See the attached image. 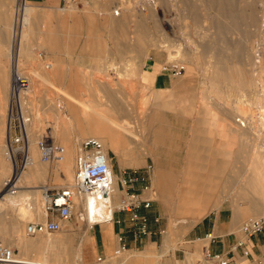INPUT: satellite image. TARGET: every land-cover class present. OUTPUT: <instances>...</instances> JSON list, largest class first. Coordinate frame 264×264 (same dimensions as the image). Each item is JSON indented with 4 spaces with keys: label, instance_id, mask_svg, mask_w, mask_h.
Instances as JSON below:
<instances>
[{
    "label": "rangeland",
    "instance_id": "obj_1",
    "mask_svg": "<svg viewBox=\"0 0 264 264\" xmlns=\"http://www.w3.org/2000/svg\"><path fill=\"white\" fill-rule=\"evenodd\" d=\"M121 1L123 4L124 1ZM150 2L153 4L151 5ZM154 2L157 5L155 10ZM154 2L128 0L123 5L128 4L133 13L136 9L139 10L140 18L145 20L144 30L132 27L130 31L132 42L138 35L141 37L144 35L146 43L152 39L165 38L163 48L149 49V55H158L160 58L156 65V73H162L167 80H170V83L163 88L165 90H162L165 92L163 94L157 92L160 89H155L153 83L142 75L145 69L141 68L142 62L137 61L130 62L125 72L116 71L113 76L97 77L90 84L97 86L98 81L101 80L99 86L109 85L126 91V93L114 94L115 100L123 104L124 111L115 110L111 111V114L118 122L130 123L121 126L124 132H128L130 126L134 136H127L126 144L133 148L154 151L152 155H147L144 163L138 167L151 165L152 178L158 164L172 172L171 176L175 183L170 186L172 195L168 203L161 201V193L157 185L152 184L157 191V201L152 204V209L155 214L161 215L160 224L164 229V240L167 239L170 231L176 232L175 240L178 241L174 243L177 247L174 248L176 251L173 258L182 259V250L195 245V241L183 243L188 230L222 205H233L238 201L240 209L248 210V215L242 219L243 222L255 218L252 216L264 210V17L262 16L264 0H155ZM80 3L69 5L65 9L76 10ZM21 4L24 11H21ZM63 9H59L58 14H66ZM26 10L27 8L23 7V0H0V112L3 114L6 126L12 61L16 60L20 72L28 77L36 76L35 80H38H36L37 89L31 88L32 90L29 91L27 110L31 112L32 120L28 130L32 126L36 142L40 133L46 131L53 141L62 145L58 141L59 130L56 132L60 123L59 116L63 110L65 112L64 103L59 99L60 94L66 89L71 92L77 100L79 113L82 104L88 103L90 97L94 98L95 102L97 99L105 105L106 95L94 94L83 100L82 95L78 93L81 87H76L75 92L70 88V84L65 87L63 77L53 73L54 62L41 57L42 46L39 44L43 33L41 21L46 12L34 10L38 19L33 21L26 39L19 37V32H22L24 27L21 28L18 24V33L12 44L10 43L9 22L15 20L16 15L20 20ZM8 20V24L5 23ZM51 20L53 21V18ZM68 34L74 36L75 31H64L62 37H68ZM256 49L257 52L259 51L258 54L255 52ZM167 50L171 54L170 60L177 59L185 65V70L177 77H168L161 71L162 64L168 61ZM41 64L45 70L52 73L50 81L38 77ZM95 80H98L97 83ZM48 101H53L57 109L55 118L49 111L44 114L45 102ZM172 101L173 106H171ZM239 119L241 121H238ZM64 126L72 131L76 129L75 126L68 124ZM196 135L205 140L192 141L193 137H197ZM86 137L97 136L83 135L78 137V141H74V172L79 144ZM105 145L112 157L113 171L118 174L122 169L118 165V158L111 149H108L107 142ZM4 146L5 137L0 142V151ZM172 146L176 148L171 150ZM164 149L170 153L163 152ZM158 151H162L161 154L167 156L156 158L155 154ZM37 156L39 159V153ZM0 158L6 163L2 154ZM7 162L10 164L9 161ZM47 164L56 166V162ZM26 170L27 168L24 171ZM193 171L194 173L197 171V177H193ZM1 172L3 174V171ZM20 184L22 192L19 191L18 196L33 193L41 203L42 209L46 207V203L44 205L42 203L41 196L44 186H69L54 169L47 179L35 184L36 192L31 191L33 188L23 185V181ZM195 190L207 197L201 202L206 205L208 211L197 222H190L200 205L195 199L188 201L185 193H194ZM75 202L72 216L68 222L62 224L61 230L32 236L25 235V226L28 221L45 220V208L42 210L41 218L27 221L21 217L19 208L8 209L7 214L0 217V225L6 222L0 228V240L12 247L22 259H25L27 251L25 261L31 263L80 264L83 260L82 254L80 256L77 253L83 244L84 238L81 236L86 230L88 233L91 225L83 212L84 201L75 198ZM217 203L219 207L214 206ZM55 239L60 242L53 244ZM25 244L28 246L25 247ZM130 253L123 252L114 257L121 261ZM198 256L200 257L199 254ZM112 257L113 254L107 257L106 259L110 258V260L105 264L111 262L116 264L114 262L116 258ZM150 259L152 257L141 261L151 264ZM87 263L99 264L96 258L87 259Z\"/></svg>",
    "mask_w": 264,
    "mask_h": 264
},
{
    "label": "crops",
    "instance_id": "obj_2",
    "mask_svg": "<svg viewBox=\"0 0 264 264\" xmlns=\"http://www.w3.org/2000/svg\"><path fill=\"white\" fill-rule=\"evenodd\" d=\"M83 1L84 3L81 2L77 5L74 14L64 15L61 13L60 15L58 10L61 9V0H24L25 5H28L29 8L46 12V17L44 16L43 21H41V29L43 30L41 42L39 43L42 46L40 50L41 57L44 60L54 62V65H52L53 73L63 77L64 86L67 87L70 84L73 92L76 91V87H81L78 93L82 95L83 100L94 94L106 95L105 105L98 102L97 99V102H95L94 98L90 97L88 103L82 104L79 113L75 96L66 89L59 97L65 106V112L63 110V113L59 116V127L65 129L64 135L67 138L70 137L72 142L78 141V137L80 138L83 135L97 136L102 140L106 139L108 149H111L115 157L118 158L120 168L138 167L144 163V158L149 154L152 155L154 151L152 149L133 148L126 144L127 136H133L132 130L128 126L129 130L128 132L125 131L127 133L125 135L126 133L121 126L130 125V123L127 121L118 122L112 118L111 114V111L115 110L124 111L123 104L115 100L114 94L126 93V91L109 85L99 86L101 80H95V83L98 81L97 86L90 83L97 77L113 76L116 71L125 72L130 62L137 61L142 62L141 68L145 69L142 75L150 83H153L155 89H160L157 92L163 94L165 91L162 90H165L163 88L170 83V80L168 79V81L162 73H156V65L159 63L160 58L158 55H149V49L151 47L163 48L165 38L152 39L149 43H146L144 35L143 37L138 35L136 40L132 42L130 38L132 27L144 30L145 20L140 18L141 13L139 10L136 9V12L133 13L131 7L127 6L128 4L123 5L128 0H123V4L121 0ZM20 7L23 11L22 4ZM72 30L75 31L74 36L68 34V37H62L64 31L71 32ZM170 55L168 51V60H170ZM70 79L72 80L70 81ZM173 104L172 101L171 106ZM60 110L62 111V109ZM47 111L54 118L57 117V109L53 101L45 102L44 114ZM65 124L75 126L76 129L72 131L69 127L64 126ZM229 126L232 125L229 124ZM204 140L203 137L198 136L192 138V141L202 142ZM174 148L176 147L172 146L171 150H174ZM162 151L168 152L165 149ZM161 152L158 151L155 154L156 158L167 156L162 155ZM2 162L3 159L0 158V165ZM184 173L188 172L184 171ZM195 173L193 177H197V171ZM9 175H3L1 172L0 181H3ZM171 175L170 170L159 164L156 165L153 172V185H157L161 193V201L164 203H168L169 197L172 195L170 186L175 183V180ZM23 185L26 184L23 182ZM26 187L28 186L26 185ZM45 187L47 186H44L43 189ZM36 190L34 187L31 189L32 192H36ZM185 194L188 201L195 199L196 203L200 205L190 221L197 222L208 211L206 205L201 202L207 197L202 196L197 190L194 193L188 192ZM31 196L34 197L33 193ZM118 196V194H115L116 198ZM238 204L239 202L235 201L233 205H222L193 225L188 230L183 243L195 241V245L185 247L182 250V259L173 258L176 251L174 248L177 247L174 243L178 241L175 240L176 232L172 233L170 231L165 240L163 234L159 235L157 233V229L162 228L161 220L159 224L153 221L157 214L153 212L152 207L147 211L149 228L152 230V234L140 237L138 240H134L129 232L127 215L116 212L114 218L119 219V223L115 221L95 222L89 227L88 233L87 230L84 231L81 236L84 238L81 248V258L83 260L80 264H88L87 259L89 258H96L97 261L98 258H101L102 260L98 261L99 264L109 263L110 258H106L112 254L114 257V250L118 244L117 236L122 231L126 235L127 247L131 253L127 258H122L121 261L117 257H112L113 259L116 258L114 261L116 264H145L141 260L151 257V264H212V261L206 258L208 252L211 255L221 254L230 257L237 264H264V232L246 239L248 255H243L240 248L232 249L235 242L242 238L240 226L243 223L242 219L248 215V210L246 208L240 209ZM234 205L235 207H233ZM214 206L219 207L218 203ZM159 216L161 217L160 214ZM258 216H264V210L252 217L257 218ZM4 225H0V228ZM157 259L159 260L157 261Z\"/></svg>",
    "mask_w": 264,
    "mask_h": 264
},
{
    "label": "built area",
    "instance_id": "obj_3",
    "mask_svg": "<svg viewBox=\"0 0 264 264\" xmlns=\"http://www.w3.org/2000/svg\"><path fill=\"white\" fill-rule=\"evenodd\" d=\"M82 0H61V8L80 3ZM185 70V65L177 59L168 60L162 64L161 71L168 77H177ZM20 72L16 60L12 61V74L9 86V111L7 113L5 154L11 161L12 174L0 184V197L4 193L16 192V177L23 172L31 161L28 152V125L32 120L28 109V96L30 80ZM37 147L42 162H60L64 158V148L46 131H42L37 139ZM116 177L118 197L114 199L112 177ZM3 191V192H2ZM46 197L45 220L28 221L24 233L32 236L37 233H54L68 222L76 205L75 198L81 201L89 199L91 203L105 208L108 216L101 222L115 221L116 212L127 215L129 232L134 240L152 234L149 228V209L157 201L156 190L152 185L151 165L145 167L122 168L115 173L112 167V157L105 149L102 141L96 137H86L79 144L78 154L75 159V182L72 187H50L44 190ZM161 217L156 215L153 221L160 223ZM240 231L242 238L238 239L232 249L240 248L243 255H248L246 239L264 232V216L245 220ZM157 233L162 235L163 228H158ZM211 236V235H207ZM117 247L114 255H119L128 250L127 239L124 231L117 236ZM206 258L212 264H237L230 257L221 254L211 255L206 253ZM98 258V261H101ZM0 264H37L25 261L15 250L0 240Z\"/></svg>",
    "mask_w": 264,
    "mask_h": 264
},
{
    "label": "bare ground",
    "instance_id": "obj_4",
    "mask_svg": "<svg viewBox=\"0 0 264 264\" xmlns=\"http://www.w3.org/2000/svg\"><path fill=\"white\" fill-rule=\"evenodd\" d=\"M149 1H151V0H149ZM154 1L155 0H153V2ZM152 4L153 3H151V5ZM72 5H75V4H72ZM153 6L155 7L154 8V10H155L156 7H157L155 2H154ZM23 7L27 8V10L22 13V16H21L20 20L17 18V15H16V19L15 20H13L11 22H9V20H8V21L5 22L7 24L9 22L8 26L10 27V43L11 44H12L13 40L15 39V37H16V35L18 33L17 32L18 24H20L19 26H21V28L24 27L21 30L22 32H19V37L21 36V37L26 39V36L28 35V30L31 29V25H32L33 21L38 19V17L36 16L35 11L32 8H29L28 5H25L24 0H23ZM63 11L66 12V15H68V14H73L75 9L69 8L67 10V9L64 8ZM262 16L264 17V14ZM254 48H255V46H254ZM257 50L258 49H256V51H255L256 54H258V52H259V51L257 52ZM258 56H260V55H258ZM38 77L42 78L44 81H46V80L50 81L52 79V73H50L49 71L45 70L44 66H42V64H41L39 66ZM35 78H36V76L30 75V77L28 79V80H30V90H32L31 88H36V86H37V82H36L37 79L35 80ZM6 87H7V84H6ZM238 121H241V119H239ZM244 126H246V125H244ZM27 129H28V127H27ZM57 130H59V132H57ZM64 130L65 129H62L60 127L56 128L57 135L60 136L59 137L60 139L58 138L59 140L58 139L57 140L62 143V146L64 148V158L62 160L63 162L62 161L56 162V166H51V165L47 164L48 162L47 163L46 162L45 163L42 162L40 160V157H39V159L37 158L38 157L37 154L39 153V155H40V152H39V149L37 147V142H36V140H35V138L33 136L32 126L29 127L28 138L30 136V140H28V152H29V155L31 157V161H30V163L27 166V170L21 172L15 179L16 180L15 181L16 182V187H17L16 192L15 193H4V194L1 195V197H0V217H3L5 214H7V210L12 208V207L19 208L20 211H21V217L26 219V221L27 220H34V219H37V218H41L43 216L42 210L45 207L42 209L41 203H39V201L37 200L36 197H33V196L29 195V194H27V196H25V195L24 196H18L19 193H20L19 191L21 190L20 189V187H21L20 183H22V181L26 185H28V187H31V188L37 187L35 184L37 182H40L42 180L47 179V177L50 176L51 171L54 169L55 172H58L61 175V177H63V180L65 182H67L69 184V186L72 187L74 185L75 172H74V167H73L74 166V162H73L74 161L73 160L74 157H73V155H74V151H75L74 148L75 147L73 145L74 142H72L70 140V137L67 138V136L64 135ZM5 133H6L5 119L3 117V114H1V112H0V142L4 139ZM96 138H98V139H100L102 141V143L104 144V147L106 149V145H105L106 141L102 140L99 137H96ZM6 153H7L6 147L4 146V148H2V150L0 151V156L2 154L3 157L5 158V161H6V163H4V162L1 163L2 166H0V171H3V175H9L11 173L10 164H8V162H7V161H9V162H11V161H10V159L8 157H6V155H5ZM11 174L5 179H9V177H11ZM152 184H153V178H152ZM112 186H113V189L115 191L114 195L118 194V192L116 191L117 182H116V177L115 176L112 177ZM45 188H49V186H47ZM45 188L42 190L43 191L42 193L40 192L41 196H42V200H43V202H42L43 205L47 202L45 194H44V190H46ZM156 195H157V191H156ZM10 197H12V198L9 199ZM77 199L80 200L79 198H77ZM114 199H116V197H114ZM83 212H84V215H85V218H86L87 222L91 226L95 222H101L102 219L100 217L104 218V217L109 215L107 213V211L105 210V208H102V207H100L98 205H95V204L91 203L89 199H86V201L83 202ZM19 214H20V212H19ZM59 242H60L59 240L55 239V241L52 242V243L54 244V243H59ZM27 246L28 245H26L25 247H27ZM127 251H129V250H126L125 252H127ZM26 253H27V251H26ZM26 253H25L26 257L22 256L23 258L25 257L24 260L27 259V254ZM81 253H82V250H81V247H80L78 249V253L77 254L81 256ZM21 255H22V253H21ZM47 262L48 261L46 260L45 263H47Z\"/></svg>",
    "mask_w": 264,
    "mask_h": 264
}]
</instances>
